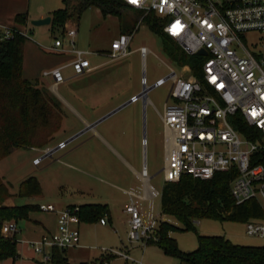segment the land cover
<instances>
[{
    "label": "rangeland",
    "instance_id": "1",
    "mask_svg": "<svg viewBox=\"0 0 264 264\" xmlns=\"http://www.w3.org/2000/svg\"><path fill=\"white\" fill-rule=\"evenodd\" d=\"M65 7V0H0V19L11 24L13 22H9L8 19L16 11L18 14H26L31 18L36 12L51 11L53 13ZM144 16L143 12L134 8L123 10L120 16H104L100 9L89 8L81 14L79 19L72 17L63 27L54 26L53 24L35 27L31 22H27L25 26L17 25V29L27 35L28 39V71L26 74H32L29 73L33 70L32 58L35 49L45 58H52L42 52V47L53 46L56 39H62V41L68 43L70 40L64 33L68 28L75 27L78 31V36L74 40L76 48L90 52L87 57H89L93 66H99V68L87 76L71 79L58 86L57 92L82 114L87 111L79 106L82 100L87 103L97 101L116 105L123 102L127 103L132 98L140 96L144 93L143 77L147 78L149 87L159 80L167 78L172 71L178 75L190 77L192 74L191 68L189 66L181 67L170 58L165 51L161 36L141 20L144 19ZM121 34H133V40L128 50L129 54L118 60H110L105 55L110 51L112 42L118 39ZM260 38L257 33H249L243 36L244 43L250 48L259 45ZM143 46L150 51L145 59L142 58L140 52ZM59 55L60 57L49 62L47 60L48 64H52V66L56 62L63 64L70 61L72 57L67 53ZM64 74L67 76L72 75L69 70L65 71ZM45 80L49 82V85H52L50 78H45ZM40 85L46 88L44 84L40 83ZM170 90V81L154 87L148 92L149 104L144 106V101L139 98L105 121L106 124L114 127L113 131H115L118 138H123L126 149L122 153L126 159L130 162L134 161L132 163L140 162L141 165L144 160L147 161L149 175L153 177L152 185L157 189H161L165 182L162 172L165 166V148L161 116H164L165 103ZM63 112H65L64 109ZM64 118V125L70 131L62 133L55 140H52L53 142H50L52 143L51 148H56L61 141H66L67 134L73 129L81 128L77 120L69 113L65 112ZM129 122L132 123V131H130L129 125H126ZM152 125L155 128L154 132L151 130ZM70 148L59 149L52 155L49 153V156H46L40 150L16 149L10 156L2 160L0 162V177L3 178L4 183L7 184L10 192L14 195L11 203L20 206L26 204H53L58 210H61L65 209L70 203L81 201L82 198L73 193L74 188L70 185L72 181H76L78 176L77 165L65 157ZM106 162L111 172H115V176L113 177L112 173L110 176L99 174L95 180H92V186L96 196H98L95 199L96 201H101V203L111 202L112 223L107 221L96 224H82L81 240L85 249H79L81 247L68 249L65 253L66 256L71 260L78 261L90 257V264H100V260L103 258L102 249H113L127 251L135 260L143 261L146 264H187L179 257L172 258L165 255L158 247L147 246L142 248L140 245L130 242L128 233L131 228V218L125 213V210L131 204V197L128 192L134 191L117 180L116 176L125 177V171L120 164L110 157L106 158ZM67 163L72 166H68ZM31 177L37 178L40 182L43 196L35 198L18 197L20 185ZM133 200V202L137 201L134 198ZM137 205L147 228L156 230L162 222H167L180 229L173 233L172 237L177 241L179 250L185 254L198 249L199 236H221L239 246H264V240L246 234V221L227 219L195 220L194 228L186 230L183 223L176 217L162 214L161 198H156L150 202H138ZM30 216L32 219L44 217L50 223L57 218L53 213L41 211H35ZM27 222H18L20 233L17 234V250L20 252V258L16 260L7 259L2 264H52L50 262L44 263L42 256L36 254L29 245L30 241L39 237L40 232L30 231L26 227ZM47 252L52 253V250L48 249ZM109 261H111V264H133L116 257L111 258Z\"/></svg>",
    "mask_w": 264,
    "mask_h": 264
},
{
    "label": "built area",
    "instance_id": "2",
    "mask_svg": "<svg viewBox=\"0 0 264 264\" xmlns=\"http://www.w3.org/2000/svg\"><path fill=\"white\" fill-rule=\"evenodd\" d=\"M131 8L148 14L153 12L163 22V32L175 40L190 56L207 52L203 65V80L193 74L190 77L171 74L149 87L142 78L144 93L165 82H171V90L165 103L163 122L173 133L167 136V155L162 170L165 183L177 182L184 176L210 181L218 173H235L231 182V195L235 206L255 201L264 212V0H123ZM143 20V19H141ZM16 33L27 37L17 27L0 24V44ZM260 35L259 45L248 47L243 36ZM69 42L55 40V49L61 54H72V75L66 77L59 67L45 71L55 85L90 72L85 52L76 48V28L64 33ZM133 34H121L111 44L106 57L118 60L129 54ZM142 58L149 54L147 47L140 49ZM99 55V54H95ZM244 122L250 130V138L240 132L235 124ZM34 149V148H33ZM143 175L147 171L143 170ZM39 211L57 215V231L32 240L29 245L48 263L51 253L47 250L68 249L81 245L82 224L80 206L58 210L53 204H40ZM129 240L142 248L154 231L144 225L140 212L129 206ZM229 216V215H228ZM108 217L102 219L107 222ZM250 237L264 240V219H250L245 223ZM19 226L7 221L2 226L5 238H17ZM103 264H111L116 257L133 264H146L135 260L129 252L102 249Z\"/></svg>",
    "mask_w": 264,
    "mask_h": 264
},
{
    "label": "trees",
    "instance_id": "3",
    "mask_svg": "<svg viewBox=\"0 0 264 264\" xmlns=\"http://www.w3.org/2000/svg\"><path fill=\"white\" fill-rule=\"evenodd\" d=\"M65 6L52 13L54 26L63 27L72 17L79 19L89 8L100 9L104 16H120L123 10L131 8L123 0H65ZM144 15L143 21L161 36L170 58L181 67L189 66L192 74L202 81L206 58L186 54L175 40L163 32L162 20L155 13ZM27 22L26 14L15 17L18 25L25 26ZM27 40L23 34L16 33L12 39L0 44V162L15 149L45 148L61 130L64 120L60 101L47 88L41 87L38 81L30 82L23 77ZM235 127L250 138V130L244 122L235 124ZM234 178L235 173H218L210 181L184 176L177 182L165 183L161 193L162 214L176 217L186 230L193 229L194 221L202 219H264V212L255 201L235 206L231 195ZM17 196L42 197V186L37 178H28L20 185ZM13 197L0 177V264L7 259L19 258L17 238H5L2 235L3 224L10 220L17 223L27 221L31 213L39 211V205L12 204ZM108 215V207L104 205L80 206V219L85 224L102 222ZM179 230L170 223L162 222L153 231L148 246L158 247L165 255L179 257L187 264H264V246H239L221 236H199L198 249L182 253L172 237ZM103 261L104 258L100 264ZM50 263L74 264L58 249L52 250Z\"/></svg>",
    "mask_w": 264,
    "mask_h": 264
},
{
    "label": "crops",
    "instance_id": "4",
    "mask_svg": "<svg viewBox=\"0 0 264 264\" xmlns=\"http://www.w3.org/2000/svg\"><path fill=\"white\" fill-rule=\"evenodd\" d=\"M17 15L19 14L16 11L14 15L9 17L8 21L9 22L11 21L13 23L8 24L5 21H3V19H0V24L17 27L18 24L15 23V17ZM48 16L52 17L51 11L36 12L34 13V15H32L31 18L28 17V22L30 23L33 20L46 18ZM27 47L28 46L26 42L25 47H24V66H23L24 79L30 82L38 81L39 83L44 84L46 88L49 90V92L60 101L64 111L72 115L77 120V122L80 124V127H81L80 129H77V130L73 129L70 133H68L66 137V141H61L59 143V146L56 148L50 147L52 143H50L45 148H34L35 151L37 150L43 151V153L46 154L47 156L49 153L52 155L54 152L58 151L59 149H66L68 147H71L70 150L66 153L65 157L69 161L77 165L78 176H77L76 181H72L70 185L72 186V188H74L73 193H76L80 198H82V200L76 203H70V205H68L67 207L84 206V205L107 206L109 210V215H108L109 222L112 223V211L110 208L111 202L109 201V203H101V201H96L95 199L98 196H96L94 192V188L92 186L93 185L92 180L93 179L95 180L96 176H98L99 174H105V175L110 176V174L112 173V176L113 177L115 176V172L113 171L111 172L106 162L107 157H110L114 159L115 161H117L122 167V169L125 171V177L116 176V178L123 185L127 186L129 189H132L134 191V192L132 191L128 192L129 196L131 197L130 206L133 205L140 212V209L137 205L138 202H150L152 200H155L156 198H161V193L165 185V182L161 189H157L156 187H154L152 185L153 177H150L149 175L147 161L144 160L141 165L140 162L132 163L134 161L130 162L128 159H126L122 153L126 149L123 138H118L115 131H113L114 127L105 123V121L110 116L114 115L115 113H117L118 111H120L121 109L129 105L130 103L135 102L139 98H142V100L144 101V106L149 104L148 94L145 97H142L141 95L136 96L127 103L123 102V103H118L116 105H110V104H106L103 102H97V101H89V103H87L85 102V100L84 101L82 100V102L79 103V106L80 108L87 110V111H84L85 113L82 114L81 112L77 111L74 107H72L63 97L59 95V93L57 92V88L60 85H55L52 80H51L52 85H49V82L46 81L45 77L43 76L45 71L52 70V69L59 68V67H67L75 59L74 56L69 53L72 56L70 61L63 63V64L56 62V64L54 63L55 65L52 66V64H48V62L54 58L56 59L60 57L59 54H61L58 51H56L55 46L53 45L48 48L42 47L41 49L45 55H50L52 58H45L44 56L41 55L40 52H38V50L34 48L35 50L33 54L34 53L35 54L32 58L33 70L32 72L29 73V74L31 73L32 74L27 75L26 74V72L28 71L27 70ZM87 61L89 63V69H90V72L87 75H89L93 73L95 70H97L99 66H93L89 57H87ZM68 70L71 71V74H72V70L69 67L65 68L64 72ZM65 76L70 77L67 75ZM90 98L94 99L93 97H90ZM161 120L163 123L164 148H165L166 137L173 136V133L168 131L165 128L164 122H163V116H161ZM131 124H132L131 122H129V124L126 123V125H129V128L131 129L130 131H132ZM154 129H155L154 125H152L151 126L152 132L155 131ZM69 131L70 130H68V128L64 125V122H63V127L61 131L54 136L53 140H55L56 137H59V135H61L62 133H67ZM166 155H167V150L165 148V158H166ZM67 164L68 166L69 165L72 166L70 163H67ZM144 169L147 171L146 176L143 175ZM67 198L69 199V197ZM133 198L136 199L137 201L133 202L134 201ZM26 205H29V204H26ZM125 213L128 214L126 210H125ZM27 221H28L27 222L28 224H26L27 225L26 227L30 231H33L34 233L40 232L39 237H36V239L34 240H38L44 235L51 234L57 231V218L54 220V222L50 223L44 217H41L39 219H32L30 216V219ZM18 226H19V223H18ZM80 230H81V226H80ZM81 239H82V232H81ZM80 247L81 248L79 249L81 250L85 249L82 245V240H81ZM18 254L20 258L21 255L19 251H18ZM89 258L81 260V261L73 260V259L71 260L70 258H68V260L71 263L78 264L82 262H89L90 260Z\"/></svg>",
    "mask_w": 264,
    "mask_h": 264
},
{
    "label": "water",
    "instance_id": "5",
    "mask_svg": "<svg viewBox=\"0 0 264 264\" xmlns=\"http://www.w3.org/2000/svg\"><path fill=\"white\" fill-rule=\"evenodd\" d=\"M31 24H32L33 26H35V27L49 26V25L52 24V17H51V16H48V17H46V18H41V19L33 20V21L31 22ZM199 55H201V56H207V52H206L205 50H201V51L199 52ZM119 110H120V109H119ZM115 112H116V111H115ZM110 115H112V114H110ZM110 115H109V116H110ZM47 156H49V155H47Z\"/></svg>",
    "mask_w": 264,
    "mask_h": 264
},
{
    "label": "snow or ice",
    "instance_id": "6",
    "mask_svg": "<svg viewBox=\"0 0 264 264\" xmlns=\"http://www.w3.org/2000/svg\"><path fill=\"white\" fill-rule=\"evenodd\" d=\"M134 2H135V0H134Z\"/></svg>",
    "mask_w": 264,
    "mask_h": 264
}]
</instances>
